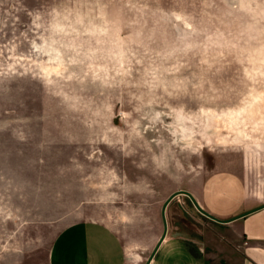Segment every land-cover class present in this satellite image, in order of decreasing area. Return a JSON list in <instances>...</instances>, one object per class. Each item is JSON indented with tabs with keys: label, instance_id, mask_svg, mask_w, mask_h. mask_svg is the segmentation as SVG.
<instances>
[{
	"label": "rangeland",
	"instance_id": "374dc122",
	"mask_svg": "<svg viewBox=\"0 0 264 264\" xmlns=\"http://www.w3.org/2000/svg\"><path fill=\"white\" fill-rule=\"evenodd\" d=\"M216 170L264 200V0H0V197L45 220L38 264L79 200L148 257Z\"/></svg>",
	"mask_w": 264,
	"mask_h": 264
},
{
	"label": "crops",
	"instance_id": "0c3cea01",
	"mask_svg": "<svg viewBox=\"0 0 264 264\" xmlns=\"http://www.w3.org/2000/svg\"><path fill=\"white\" fill-rule=\"evenodd\" d=\"M183 191L191 197L181 195L166 205L172 192L155 206L157 220L149 228L156 232L148 257L141 253V242L129 247L109 223L87 216L83 201H68L63 216L49 222L57 230L44 264H146L157 245L150 264H264L261 196L247 189L236 174L217 170L204 177L201 186ZM93 195L86 199L87 206V201L91 206L109 203L110 194L103 189L101 198ZM1 201L0 197V264H38L45 220L31 216L28 204L19 207ZM164 217L167 232L161 241Z\"/></svg>",
	"mask_w": 264,
	"mask_h": 264
},
{
	"label": "water",
	"instance_id": "95a60500",
	"mask_svg": "<svg viewBox=\"0 0 264 264\" xmlns=\"http://www.w3.org/2000/svg\"><path fill=\"white\" fill-rule=\"evenodd\" d=\"M184 193L187 194V195H189V196L191 197V195H190L189 193H186V192H184ZM175 196H176V193H175L173 196L170 197V199L167 201L166 205H167V204H168V203H169V202H170ZM206 215L209 216V217H211V216L208 215V214H206ZM211 218H213V217H211ZM164 221H165V217H164ZM166 232H167V224H166V221H165V232H164L163 237L161 238V241L163 240L164 236L166 235ZM157 248H158V245H157V247L154 249L152 255L150 256V258H149V260L147 261L146 264H150V262L152 261L154 255H155V253H156V251H157Z\"/></svg>",
	"mask_w": 264,
	"mask_h": 264
}]
</instances>
